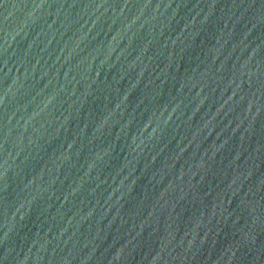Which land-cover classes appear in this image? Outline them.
<instances>
[{"label": "water", "instance_id": "obj_1", "mask_svg": "<svg viewBox=\"0 0 264 264\" xmlns=\"http://www.w3.org/2000/svg\"><path fill=\"white\" fill-rule=\"evenodd\" d=\"M0 264H264V0H0Z\"/></svg>", "mask_w": 264, "mask_h": 264}]
</instances>
